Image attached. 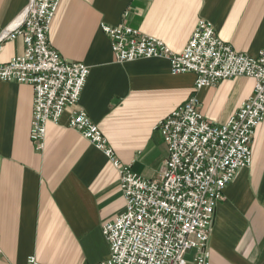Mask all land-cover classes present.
I'll return each mask as SVG.
<instances>
[{"label": "crops", "instance_id": "obj_1", "mask_svg": "<svg viewBox=\"0 0 264 264\" xmlns=\"http://www.w3.org/2000/svg\"><path fill=\"white\" fill-rule=\"evenodd\" d=\"M29 2L0 0V64L23 54L22 38L1 37ZM201 19L238 53L256 57L264 47V0H61L52 21L50 47L90 69L79 108L119 163L144 180H157L168 159L160 120L195 95L205 120L223 124L253 94L254 81L223 80L195 93V76L171 75L164 59L116 62L101 25H126L180 54ZM32 106L31 86L0 82V264H26L29 256L39 264H99L109 254L101 226L125 208L118 171L68 128L71 109L47 125L36 151ZM251 153L215 207L209 264H264V121Z\"/></svg>", "mask_w": 264, "mask_h": 264}, {"label": "built area", "instance_id": "obj_2", "mask_svg": "<svg viewBox=\"0 0 264 264\" xmlns=\"http://www.w3.org/2000/svg\"><path fill=\"white\" fill-rule=\"evenodd\" d=\"M61 0H30L1 40L22 38L21 56L0 64V82L31 86L29 139L45 146L48 124H58L71 109L68 128L78 132L117 169L124 212L101 226L108 258L99 264H209V242L216 205L238 170L251 163V144L264 121V47L256 57L223 42L213 25L198 21L180 54L160 40L126 25H101L115 61L164 59L173 76L193 74L194 92L239 77L254 81L253 94L225 123L205 120L195 95L156 126L168 159L154 181L144 180L115 158L99 128L78 102L90 69L67 62L53 50L48 34ZM195 251L193 258L188 255ZM26 264H39L29 256Z\"/></svg>", "mask_w": 264, "mask_h": 264}]
</instances>
